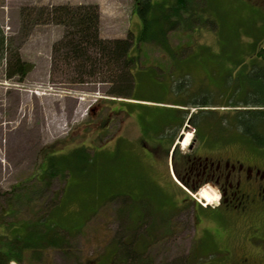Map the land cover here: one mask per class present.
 Returning <instances> with one entry per match:
<instances>
[{"label":"rangeland","instance_id":"1","mask_svg":"<svg viewBox=\"0 0 264 264\" xmlns=\"http://www.w3.org/2000/svg\"><path fill=\"white\" fill-rule=\"evenodd\" d=\"M140 1L0 0V28L12 52L30 63L23 78H7L5 62L0 60V235L11 225L14 234L23 239L24 222H37L63 237L58 246L44 243L41 250L25 249L19 260L7 264H122L123 255L131 253L130 238L137 231L126 229L129 203L120 190L126 188L123 183L132 175L142 176L133 170L127 151L135 148L139 164L148 165L141 139L149 140L151 135L147 134L151 131L173 124L175 107L184 110L178 118L181 116V124H185L176 152H185L191 140L184 144V138L188 134L191 138L193 133L189 116L196 108L187 104L190 90L186 94L179 88L180 93L174 96L177 84L188 82L196 88L199 82H207L215 86L221 82L220 76L233 67L234 60L254 52V42L256 52L264 47V0H196L195 19H199L192 22L190 17L191 24L166 34L168 44L177 52L175 60L154 43H140L133 50L143 72L142 77H136V86L130 92L134 96L129 98L111 94V83L100 81L105 77L99 70L84 75V83L72 81L70 78L76 76L70 72L77 66L71 57L66 58L62 42V37L68 35L66 27L35 20L42 7L92 4L98 7L100 37L124 38L129 30L137 36L142 21L135 7ZM183 75L188 76L186 81L180 79ZM179 100L181 107L175 104ZM119 109L128 113L114 112ZM230 138L214 141L230 143V154L259 149L243 135H236L234 141ZM115 140L121 147L114 155ZM50 168L58 175L47 176L45 172ZM144 170L146 176L166 182L167 193L171 189L179 198L187 193L177 183L170 165H148ZM114 184L118 192L113 194ZM210 189L203 190L213 196ZM200 193L192 197L201 199ZM185 211L189 213L190 207ZM193 231L168 232L163 241L149 245L147 258L138 254L133 264H184L183 257L196 246L198 234ZM144 234L137 232L136 249L147 239Z\"/></svg>","mask_w":264,"mask_h":264},{"label":"flooded vegetation","instance_id":"2","mask_svg":"<svg viewBox=\"0 0 264 264\" xmlns=\"http://www.w3.org/2000/svg\"><path fill=\"white\" fill-rule=\"evenodd\" d=\"M114 112L128 113L126 109ZM175 119L170 129H154L147 134L151 138L141 139L140 145L149 167L170 165L177 183L187 192L181 198L171 189L167 193L166 182H160L162 179L145 175L144 168L148 165L139 164L135 148L127 151L133 170L142 176L132 175L123 183L126 188L120 190L121 197L126 194L128 202L124 201L129 203L126 229L143 232L147 239L136 249L137 232L130 238L131 253L126 264L135 263L138 254L147 258L149 245L163 241L168 232L191 229L198 236L194 239L196 246L183 257L184 264H263L264 150L247 148L239 155L230 154V143L200 136L199 129L193 127L186 151L177 153L176 147L183 135L180 130L185 124H181L180 117ZM142 131L146 133L145 129ZM112 143L115 155L121 144L116 140ZM105 145L101 146V152ZM173 185L179 188L176 183ZM204 188H212L214 201L192 197ZM113 189V194L118 192L116 186ZM189 207L188 213L185 210ZM188 221L193 224L189 225Z\"/></svg>","mask_w":264,"mask_h":264},{"label":"trees","instance_id":"3","mask_svg":"<svg viewBox=\"0 0 264 264\" xmlns=\"http://www.w3.org/2000/svg\"><path fill=\"white\" fill-rule=\"evenodd\" d=\"M195 2L197 1L168 0L164 4H153L151 0H141L135 7L142 21L141 32L134 36L129 30L124 38L100 37L98 7L92 4L42 7L35 20L39 23L51 21L66 27L68 35L62 37L66 58L71 57V62H75L77 66L70 72L78 76V78L71 77L72 81L84 83L86 82L84 75L99 70L105 77V80L100 81L111 83L109 88L111 94L129 97L134 96L130 92L136 86V77L137 79L142 77L143 72L138 67L139 56L132 53L133 50L138 48L140 43H154L175 60L177 52L168 44L166 34L180 25H189L199 19V17L195 19V15L198 14V6L194 5ZM190 17L193 19L189 23ZM256 44L254 42L251 45L253 53L245 58L240 57L238 61L234 60L233 67L220 76L219 84L210 87L207 82H199L196 88L187 85L188 82L185 84L181 81L177 84L174 96L178 95L179 88L186 94L189 90L191 92V100L187 104L193 105L196 111L189 116V122L194 128L199 129L200 136L211 137L214 140L230 136L234 141L236 135L240 134L248 138L257 148H264V47L256 52ZM0 60L5 62L4 76L7 78L15 75L23 78L30 70V63L22 60L19 53L12 52L11 43L1 28ZM88 66L93 67L89 69ZM187 78V75H183L180 79L186 81ZM189 80L191 81V77ZM180 103L181 100L175 104L181 107ZM220 107H224L225 110H217ZM173 109L176 118L184 113L181 108ZM180 119L182 122L181 116ZM172 125L169 124L167 127L171 128ZM45 173L52 177L58 175V172L51 168ZM36 223L24 222L26 232L23 239L19 234H14L11 225L5 227V233L0 235V264L19 260V255L25 249L41 250L44 248V243L53 247L60 245L62 241L59 239L63 237H59L58 231L54 230L52 234V228L47 229ZM114 254L118 255L115 249ZM123 256L122 259L126 264L124 258L128 255Z\"/></svg>","mask_w":264,"mask_h":264},{"label":"bare ground","instance_id":"4","mask_svg":"<svg viewBox=\"0 0 264 264\" xmlns=\"http://www.w3.org/2000/svg\"><path fill=\"white\" fill-rule=\"evenodd\" d=\"M189 137H190V134L187 135V138H184L185 139L184 144L187 143V141L190 139ZM200 196L201 198H204L205 200H208L209 202L215 200V196L210 195L206 190L201 191Z\"/></svg>","mask_w":264,"mask_h":264}]
</instances>
